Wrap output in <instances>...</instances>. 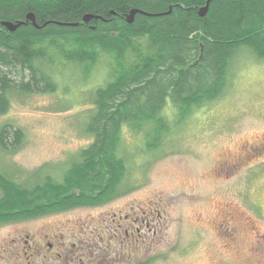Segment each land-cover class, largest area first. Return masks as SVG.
Wrapping results in <instances>:
<instances>
[{
    "label": "rangeland",
    "instance_id": "374dc122",
    "mask_svg": "<svg viewBox=\"0 0 264 264\" xmlns=\"http://www.w3.org/2000/svg\"><path fill=\"white\" fill-rule=\"evenodd\" d=\"M107 69L99 60L86 76L60 60L50 70L55 92L11 94L0 122L25 137L0 151V170L18 182L35 171L59 179L92 142L82 125ZM229 71L222 93L158 150L123 127L116 196L1 223L0 264H264V58L241 49ZM165 114L174 118L169 106Z\"/></svg>",
    "mask_w": 264,
    "mask_h": 264
},
{
    "label": "trees",
    "instance_id": "16d2710c",
    "mask_svg": "<svg viewBox=\"0 0 264 264\" xmlns=\"http://www.w3.org/2000/svg\"><path fill=\"white\" fill-rule=\"evenodd\" d=\"M205 2L0 0V117L13 93L55 92L50 70L60 60L86 76L99 60L108 68L82 125L92 142L60 180L35 171L34 180L18 182L0 170V224L113 198L125 174L123 127L141 133L146 150H158L171 128L222 93L239 50L264 58V0H210L200 16ZM131 9L144 13L129 23ZM29 12L39 27L28 21L10 31L1 23ZM85 14L100 18L85 22ZM24 137L19 126L0 122L1 152H14Z\"/></svg>",
    "mask_w": 264,
    "mask_h": 264
},
{
    "label": "water",
    "instance_id": "95a60500",
    "mask_svg": "<svg viewBox=\"0 0 264 264\" xmlns=\"http://www.w3.org/2000/svg\"><path fill=\"white\" fill-rule=\"evenodd\" d=\"M209 2L210 0H206L205 4L200 7L198 9V14L201 16V15H204L207 11V8H208V5H209ZM170 11V9L168 10V12ZM136 12H140V13H144L143 11L141 10H138V9H131L129 11V13L127 14L126 16V20L127 22H131L134 18V14ZM91 18L93 19H97V18H100L99 16L97 15H92V14H85L83 16V21L85 22H88ZM28 21H31L33 25H35L36 27H39L35 20H34V17H33V13L32 12H29L26 14L25 16V20H17V21H9V20H4V21H1V23L10 31H13L14 29H16L19 25L21 24H24V23H27Z\"/></svg>",
    "mask_w": 264,
    "mask_h": 264
},
{
    "label": "flooded vegetation",
    "instance_id": "af4514ba",
    "mask_svg": "<svg viewBox=\"0 0 264 264\" xmlns=\"http://www.w3.org/2000/svg\"><path fill=\"white\" fill-rule=\"evenodd\" d=\"M47 245H48V247L52 248V243L49 242ZM57 254L59 255V253H57Z\"/></svg>",
    "mask_w": 264,
    "mask_h": 264
},
{
    "label": "snow or ice",
    "instance_id": "6c2138e0",
    "mask_svg": "<svg viewBox=\"0 0 264 264\" xmlns=\"http://www.w3.org/2000/svg\"><path fill=\"white\" fill-rule=\"evenodd\" d=\"M261 79L264 80V76H262ZM262 87H264V85H262Z\"/></svg>",
    "mask_w": 264,
    "mask_h": 264
}]
</instances>
